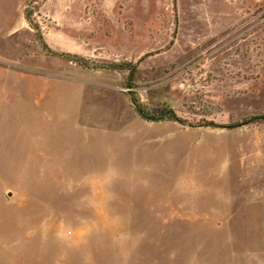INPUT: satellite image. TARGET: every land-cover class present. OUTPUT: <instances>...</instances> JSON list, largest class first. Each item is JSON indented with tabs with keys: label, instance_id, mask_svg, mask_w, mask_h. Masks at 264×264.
Returning <instances> with one entry per match:
<instances>
[{
	"label": "rangeland",
	"instance_id": "1",
	"mask_svg": "<svg viewBox=\"0 0 264 264\" xmlns=\"http://www.w3.org/2000/svg\"><path fill=\"white\" fill-rule=\"evenodd\" d=\"M24 11L32 24L0 47L14 92L1 95L0 264L208 261L214 225L169 222L171 194L213 187L203 175L228 153L264 149V122L198 126L264 114V0H26ZM111 62L135 65L132 88L126 70L99 67ZM129 91L186 124L142 119ZM35 139L61 149L24 159Z\"/></svg>",
	"mask_w": 264,
	"mask_h": 264
},
{
	"label": "crops",
	"instance_id": "2",
	"mask_svg": "<svg viewBox=\"0 0 264 264\" xmlns=\"http://www.w3.org/2000/svg\"><path fill=\"white\" fill-rule=\"evenodd\" d=\"M25 3L26 0H0V47H9L12 37L28 29L24 16ZM1 70L0 112L2 93L9 92L8 100L14 93L7 81L10 77L3 75ZM6 147L8 145L2 142L1 137L0 160L6 158L3 157ZM24 148L28 150L24 159L49 160L54 159L53 154L59 152L61 145L35 139L27 142ZM76 158H81V155L73 159ZM226 160L227 168H218L213 175H203L205 180L213 182V187L203 185L201 189H186L171 194L169 222L214 225L212 230L218 234L216 246L207 251L208 261L203 264H264V149L245 157L239 154L230 156L228 153ZM89 173L91 176L99 174L96 167H91ZM90 185L89 206L97 208V190L93 183Z\"/></svg>",
	"mask_w": 264,
	"mask_h": 264
},
{
	"label": "trees",
	"instance_id": "3",
	"mask_svg": "<svg viewBox=\"0 0 264 264\" xmlns=\"http://www.w3.org/2000/svg\"><path fill=\"white\" fill-rule=\"evenodd\" d=\"M24 16H25L26 21H28L29 24H32L30 21V16L26 11H24ZM34 28L36 29V27ZM40 42L42 44L43 49L46 50L47 54L60 57L68 62H73L84 69L91 68L89 61L81 57L80 55H76L72 53H55L54 51L49 49L47 44L42 39ZM99 67L109 69V70H118V71L126 70L128 72V81H129L127 86L129 89L132 88V82L136 74V67L134 64L130 62H121V63L111 62V63H107L104 65H99ZM129 97L134 105V108L137 114L146 121L167 120V121L177 122L182 125L186 124V121L178 117L172 109L162 108L157 115H151L148 111H146L143 108V106L135 99V97H133V92L129 91ZM262 122H264V114L258 115V116L246 117L242 119L240 122H236L230 125H218V124L210 122V123H205L204 125H198V126H205V127H210V128L233 129V128H238V127H242V126L249 125V124H260Z\"/></svg>",
	"mask_w": 264,
	"mask_h": 264
}]
</instances>
